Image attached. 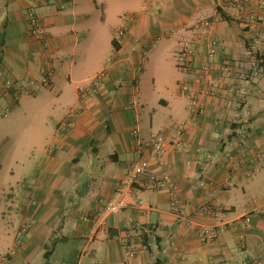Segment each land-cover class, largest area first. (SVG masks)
<instances>
[{"label":"crops","instance_id":"obj_1","mask_svg":"<svg viewBox=\"0 0 264 264\" xmlns=\"http://www.w3.org/2000/svg\"><path fill=\"white\" fill-rule=\"evenodd\" d=\"M255 52L264 0H0V264H264ZM27 128L26 146L7 147ZM145 158L158 180L136 184L144 204L108 211ZM204 226L219 236L204 240Z\"/></svg>","mask_w":264,"mask_h":264},{"label":"built area","instance_id":"obj_2","mask_svg":"<svg viewBox=\"0 0 264 264\" xmlns=\"http://www.w3.org/2000/svg\"><path fill=\"white\" fill-rule=\"evenodd\" d=\"M129 16L135 17L136 14L133 13V14H130ZM29 19H30V26H31L32 32L36 34H39L41 32L40 35L45 37V35L43 34L44 32L40 31L37 16L31 13L29 15ZM119 34L120 36H123L125 34V30L120 29ZM209 43L213 45V49L211 50V53L214 54L216 52L215 46L219 44V40L216 37L209 36ZM198 46L199 45L195 43L183 49V51L180 53V56H179L180 64L186 65V66H190L191 64H193L194 55L198 50ZM255 67H256V62L253 60L249 64V68L252 69ZM203 71L207 75H209L212 71V66L211 65L204 66ZM260 72L258 71L257 74ZM184 88L188 90V86H185ZM192 98H193V104H194L193 112L195 114V117H199V115L202 113V108H203L202 101H200L198 98H194V96ZM73 123H74V120L64 123L60 127L62 126L68 127L69 125ZM185 127H186V122H181L178 124V128H179L178 130L181 134L183 133ZM165 141H166L165 135L161 131L154 133L150 141L151 146L154 148L155 152L157 153V156H159L160 159L162 158L163 153L167 149ZM151 165H152L151 160L148 158H145L131 167L129 172L122 178L120 184L115 190L112 196V199L107 206L108 211L115 213V212H120L131 205H143L144 204L145 200L143 198L142 193L139 190H136L137 189L136 184L140 182L142 178H144L145 176H148L151 182H156L158 180L157 175L152 171ZM178 203H179V199L176 200V205ZM202 208L204 210H210L211 205L204 204ZM26 230H27V226L23 227L20 230L19 235L22 236ZM219 233H220V230L216 227L204 226L202 228L203 239L206 241H211V240L216 239L219 236ZM135 252L136 250L134 246L132 245V243L130 241L129 242L127 241L126 253L131 256V255H134Z\"/></svg>","mask_w":264,"mask_h":264},{"label":"rangeland","instance_id":"obj_3","mask_svg":"<svg viewBox=\"0 0 264 264\" xmlns=\"http://www.w3.org/2000/svg\"><path fill=\"white\" fill-rule=\"evenodd\" d=\"M168 65H169V72L172 70L171 69V63L169 62V63H167ZM259 74H261V72L260 73H258V75ZM34 133H33V131L31 130L30 131V128H27V130H25V129H23V130H21L20 131V133H18V134H16L15 136H14V140L13 141H10V143H8V145H7V147H9V148H11L12 146H15V145H17L18 143H24L25 144V146L27 145V143H28V141L30 140V137L33 135ZM31 135V136H30ZM57 259L58 258H60V257H56ZM53 264H56L55 262L53 263Z\"/></svg>","mask_w":264,"mask_h":264},{"label":"trees","instance_id":"obj_4","mask_svg":"<svg viewBox=\"0 0 264 264\" xmlns=\"http://www.w3.org/2000/svg\"><path fill=\"white\" fill-rule=\"evenodd\" d=\"M219 12L221 13V16L227 20H232V17L229 16L225 11L219 8ZM255 58L254 61L256 62V70H263L264 71V56L261 55L259 52H255ZM254 69V68H252ZM145 240H148V234L145 233Z\"/></svg>","mask_w":264,"mask_h":264}]
</instances>
